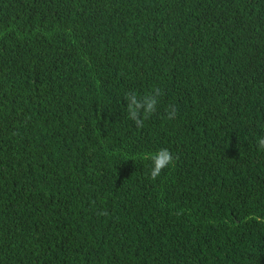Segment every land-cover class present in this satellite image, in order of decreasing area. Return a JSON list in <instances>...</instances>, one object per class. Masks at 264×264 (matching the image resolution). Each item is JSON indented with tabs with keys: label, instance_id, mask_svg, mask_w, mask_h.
Here are the masks:
<instances>
[{
	"label": "trees",
	"instance_id": "obj_1",
	"mask_svg": "<svg viewBox=\"0 0 264 264\" xmlns=\"http://www.w3.org/2000/svg\"><path fill=\"white\" fill-rule=\"evenodd\" d=\"M258 135L264 0H0V264H264Z\"/></svg>",
	"mask_w": 264,
	"mask_h": 264
},
{
	"label": "clouds",
	"instance_id": "obj_2",
	"mask_svg": "<svg viewBox=\"0 0 264 264\" xmlns=\"http://www.w3.org/2000/svg\"><path fill=\"white\" fill-rule=\"evenodd\" d=\"M122 96L127 101L125 110L127 118L140 126L144 120L159 111L158 104L161 102L162 90L154 88L152 91L143 94L135 90H128ZM165 112L167 114L166 119H174L177 115V107L169 105ZM141 116H143V119L140 118ZM255 142L258 150L264 152V135H258ZM144 158L150 161L147 175L152 180H156L164 170L175 163L174 155L167 148H159L154 152L148 153Z\"/></svg>",
	"mask_w": 264,
	"mask_h": 264
}]
</instances>
